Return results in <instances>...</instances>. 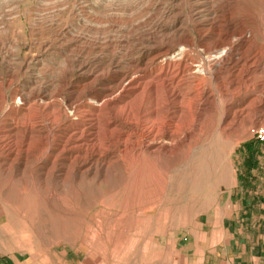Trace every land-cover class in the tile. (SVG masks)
<instances>
[{
	"label": "rangeland",
	"instance_id": "1",
	"mask_svg": "<svg viewBox=\"0 0 264 264\" xmlns=\"http://www.w3.org/2000/svg\"><path fill=\"white\" fill-rule=\"evenodd\" d=\"M234 2L243 21L246 12L257 8L263 15L258 24L263 35L257 40L264 50V0ZM223 5L224 0H0V73L14 74L12 88L27 96L53 95L61 80L77 79L81 64L96 72L113 63L127 69L143 41L157 46L175 41L181 27L196 38V11ZM239 54L234 59L246 58V52ZM243 66L239 63L233 71V79L241 83L231 91L233 101L250 95L249 85L264 80V57L254 72ZM222 109L221 101L201 109V128L214 127ZM263 122L264 115L240 128L222 181L207 188L187 176L200 151L188 142L186 160L168 175L172 192L160 198L158 184L143 196L144 182L134 184L123 172L108 173L103 182H77L70 172L57 184L49 179L46 190L32 189L17 200L0 201V258L16 264H156L172 233L203 227L230 189L243 180L240 174L246 173V197L257 190L264 202V143L253 132ZM75 123L79 126L80 121ZM161 168L163 164L155 162L146 176L159 174ZM17 186L13 183L9 189ZM146 204L152 209L143 214L140 209ZM260 210L254 206L246 215L253 214L255 223L264 225V203Z\"/></svg>",
	"mask_w": 264,
	"mask_h": 264
},
{
	"label": "bare ground",
	"instance_id": "2",
	"mask_svg": "<svg viewBox=\"0 0 264 264\" xmlns=\"http://www.w3.org/2000/svg\"><path fill=\"white\" fill-rule=\"evenodd\" d=\"M234 6V0H224L219 10L196 11V38L181 27L175 41L141 42L127 69L113 63L96 72L81 64L77 79L64 78L53 95L27 96L12 88L14 74L0 73V201L46 190L49 179L57 184L70 172L77 182H103L106 174L123 172L134 184L144 182L143 196L158 184L160 198L172 192L168 175L186 160L188 142L200 151L187 176L204 188L222 181L233 138L264 115V80L249 85L252 93L238 101L231 96L241 84L233 79L236 66L243 62V69L254 72L264 57L257 40L263 15L257 8L243 21ZM245 52V59H234ZM220 101L216 125L202 129L199 112ZM155 162L163 168L148 178ZM13 183L18 186L10 190ZM151 209L146 204L140 212Z\"/></svg>",
	"mask_w": 264,
	"mask_h": 264
},
{
	"label": "crops",
	"instance_id": "3",
	"mask_svg": "<svg viewBox=\"0 0 264 264\" xmlns=\"http://www.w3.org/2000/svg\"><path fill=\"white\" fill-rule=\"evenodd\" d=\"M239 176L243 180L230 189L203 227L172 233L156 264H264V225L255 223L253 214L246 215L254 206L262 212L264 202L257 190L246 197V173ZM0 264L16 263L0 258Z\"/></svg>",
	"mask_w": 264,
	"mask_h": 264
},
{
	"label": "built area",
	"instance_id": "4",
	"mask_svg": "<svg viewBox=\"0 0 264 264\" xmlns=\"http://www.w3.org/2000/svg\"><path fill=\"white\" fill-rule=\"evenodd\" d=\"M253 132H254L255 139L258 142H260V143H264V124H262L261 126H259Z\"/></svg>",
	"mask_w": 264,
	"mask_h": 264
}]
</instances>
